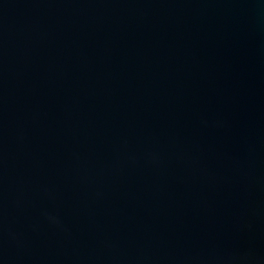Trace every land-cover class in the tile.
Here are the masks:
<instances>
[{
  "label": "water",
  "instance_id": "1",
  "mask_svg": "<svg viewBox=\"0 0 264 264\" xmlns=\"http://www.w3.org/2000/svg\"><path fill=\"white\" fill-rule=\"evenodd\" d=\"M0 264H264V0H0Z\"/></svg>",
  "mask_w": 264,
  "mask_h": 264
}]
</instances>
